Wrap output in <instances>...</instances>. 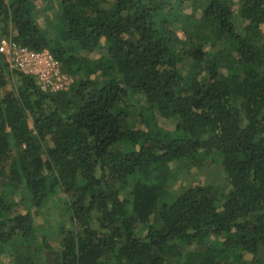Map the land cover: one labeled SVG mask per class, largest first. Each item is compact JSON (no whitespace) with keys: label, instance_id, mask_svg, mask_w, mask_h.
<instances>
[{"label":"trees","instance_id":"16d2710c","mask_svg":"<svg viewBox=\"0 0 264 264\" xmlns=\"http://www.w3.org/2000/svg\"><path fill=\"white\" fill-rule=\"evenodd\" d=\"M185 1L0 0V40L47 50L78 78L43 93L0 55L11 264H37L33 216L57 193L72 227L45 264H264V0H238L236 14L232 0H192L189 16ZM207 163L224 186L170 189Z\"/></svg>","mask_w":264,"mask_h":264},{"label":"rangeland","instance_id":"374dc122","mask_svg":"<svg viewBox=\"0 0 264 264\" xmlns=\"http://www.w3.org/2000/svg\"><path fill=\"white\" fill-rule=\"evenodd\" d=\"M191 1L187 0L181 7V12L185 16H189L192 12ZM238 0H232V10L236 14ZM43 7L39 8L37 13L36 22L43 30H51V27L55 23L54 13L49 11L44 12ZM200 12L197 11L195 19L198 20ZM10 31L11 28L9 27ZM179 37L182 36L181 32H177ZM94 56V55H92ZM96 56V55H95ZM73 78V77H72ZM78 78L74 77L76 81ZM73 81V82H74ZM139 101V106H143L141 99L136 98ZM137 119H133L132 123L137 125ZM159 126L165 131H172L174 129V123L170 120H159ZM211 184L215 186H224L226 184L225 178L220 169L210 163L205 164L201 169H191L186 173H181L177 180L170 185V189L174 192L179 188L187 187L191 185H203ZM5 190V189H4ZM12 200L17 204V210L24 212L27 209V196L20 190H16L13 193ZM34 213V210H31ZM35 234L33 242L35 243L33 251V259L37 264H45L47 259L55 258L57 252L60 249V241L62 239V232L72 227L68 214L65 212L63 205V196L57 193L53 196L43 208L39 209L35 216H33ZM12 259L9 254H0V264H11Z\"/></svg>","mask_w":264,"mask_h":264},{"label":"built area","instance_id":"2783aa9c","mask_svg":"<svg viewBox=\"0 0 264 264\" xmlns=\"http://www.w3.org/2000/svg\"><path fill=\"white\" fill-rule=\"evenodd\" d=\"M0 55L10 71L32 77L43 93L65 92L74 83L49 51H31L13 42L10 35L1 38Z\"/></svg>","mask_w":264,"mask_h":264}]
</instances>
